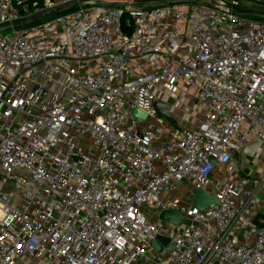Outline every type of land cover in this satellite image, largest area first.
<instances>
[{"label":"built area","instance_id":"built-area-1","mask_svg":"<svg viewBox=\"0 0 264 264\" xmlns=\"http://www.w3.org/2000/svg\"><path fill=\"white\" fill-rule=\"evenodd\" d=\"M163 1L0 0V26L77 3L0 32V264H264V180L239 155L264 145V21ZM165 92L201 105L195 128L157 112Z\"/></svg>","mask_w":264,"mask_h":264},{"label":"water","instance_id":"water-1","mask_svg":"<svg viewBox=\"0 0 264 264\" xmlns=\"http://www.w3.org/2000/svg\"><path fill=\"white\" fill-rule=\"evenodd\" d=\"M192 1L194 0H167V1H163V3H167L168 5H176V4H185V3L192 2ZM76 4H77L76 2L69 3L67 5L57 7L56 9H53V10H47V11L38 13L28 19L21 20L14 24H7V25L0 26V32H4V31H8L13 28H19L22 26L33 24L37 22L40 18L46 17L48 15H55L58 13L72 10ZM104 4L108 6L125 5L123 2H104ZM233 12L238 15H245V16L256 17V18H264V13L238 11V10H233ZM154 107L159 114L164 115L169 120L173 121L171 113H170L171 106L168 103L156 101L154 103ZM133 115L136 117H141L143 119L146 118V113L140 111L139 109H135L133 112ZM259 146H260V142L258 140L248 142L247 144L242 146L239 152L240 159H241V164H240L241 172L246 173V171L252 169L253 167L252 160L254 159L257 153V150L259 149ZM211 161L213 164L217 165V162L215 159L212 158ZM217 202L218 201L215 195L212 193H209L206 190L196 191V193L194 194L192 198V204L199 210H204L211 204H214ZM183 218H184V215L182 213H180L179 211L171 210V209H164L158 215L159 220L167 221L175 225L179 224V222ZM169 242H170L169 238L159 235L152 242V246L156 250L161 251L164 247L168 246ZM136 264H148V263H146L143 260H138Z\"/></svg>","mask_w":264,"mask_h":264},{"label":"crops","instance_id":"crops-1","mask_svg":"<svg viewBox=\"0 0 264 264\" xmlns=\"http://www.w3.org/2000/svg\"><path fill=\"white\" fill-rule=\"evenodd\" d=\"M174 92H165L160 95L161 99L164 101H169V105L171 106V116L173 121L169 120L171 123H179L180 125L190 126L191 128H195L199 121L202 118V112L201 108L198 110H190L188 114L185 115L183 112L184 108L182 104L178 101L175 103L171 100L172 96H174ZM195 101L193 100L192 103ZM180 118L179 122L177 121ZM253 167L251 170L246 171V173L241 172V174L250 178L254 179H261L264 180V145L261 144L259 146V149L257 150V153L252 160ZM249 190H253V187H249ZM249 213L251 216H253L255 219L263 216L264 214V206L261 202V192L260 190L257 191V200L250 204ZM156 216V215H153ZM158 219V216H156ZM155 219V220H157Z\"/></svg>","mask_w":264,"mask_h":264},{"label":"rangeland","instance_id":"rangeland-1","mask_svg":"<svg viewBox=\"0 0 264 264\" xmlns=\"http://www.w3.org/2000/svg\"><path fill=\"white\" fill-rule=\"evenodd\" d=\"M132 1L136 4H138V6H141V5L142 6H151V5L159 3L160 1H163V0H132ZM200 2L207 4L203 0H201ZM239 4H240L241 10H244L247 12L264 13V6L258 5L256 3L250 1V0H245L243 2L239 1ZM207 5H210V4H207ZM64 13L62 12V13H58L55 15H48L45 17V19H53V18L58 17ZM260 20L264 21V18H260ZM192 101H193L192 97H185V95L180 97L179 102L182 104V106L184 108L183 112L185 113V115L188 114L190 110H198L199 108H201V105H198L197 102L192 103ZM161 116L164 117L165 119H168L164 115H161ZM179 120H180V118L177 121L179 122ZM171 197L172 198L174 197V193L171 195ZM145 208H146L145 211L148 212V210L151 208V206H146ZM152 219L155 220L157 218H156V216H152Z\"/></svg>","mask_w":264,"mask_h":264},{"label":"trees","instance_id":"trees-1","mask_svg":"<svg viewBox=\"0 0 264 264\" xmlns=\"http://www.w3.org/2000/svg\"><path fill=\"white\" fill-rule=\"evenodd\" d=\"M38 1H42V0H38ZM254 18H256V17H254ZM258 19V18H257Z\"/></svg>","mask_w":264,"mask_h":264}]
</instances>
